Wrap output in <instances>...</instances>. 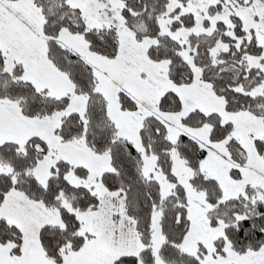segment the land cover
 I'll list each match as a JSON object with an SVG mask.
<instances>
[{
    "label": "snow or ice",
    "instance_id": "1",
    "mask_svg": "<svg viewBox=\"0 0 264 264\" xmlns=\"http://www.w3.org/2000/svg\"><path fill=\"white\" fill-rule=\"evenodd\" d=\"M0 264H264V0H0Z\"/></svg>",
    "mask_w": 264,
    "mask_h": 264
}]
</instances>
